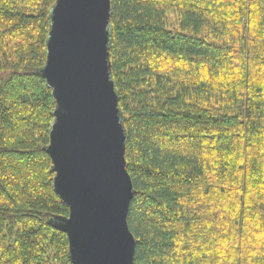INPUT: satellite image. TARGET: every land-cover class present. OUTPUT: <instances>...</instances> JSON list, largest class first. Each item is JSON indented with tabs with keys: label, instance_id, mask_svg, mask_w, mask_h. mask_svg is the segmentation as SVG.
Listing matches in <instances>:
<instances>
[{
	"label": "trees",
	"instance_id": "obj_1",
	"mask_svg": "<svg viewBox=\"0 0 264 264\" xmlns=\"http://www.w3.org/2000/svg\"><path fill=\"white\" fill-rule=\"evenodd\" d=\"M55 0H0V264H72L39 75ZM133 264H264V0H110Z\"/></svg>",
	"mask_w": 264,
	"mask_h": 264
},
{
	"label": "water",
	"instance_id": "obj_2",
	"mask_svg": "<svg viewBox=\"0 0 264 264\" xmlns=\"http://www.w3.org/2000/svg\"><path fill=\"white\" fill-rule=\"evenodd\" d=\"M49 20L38 71L55 102L45 152L53 189L68 208L50 222L66 236L72 264H133V187L110 74V0H55Z\"/></svg>",
	"mask_w": 264,
	"mask_h": 264
}]
</instances>
